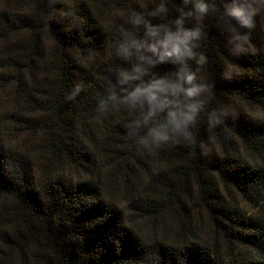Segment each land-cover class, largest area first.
<instances>
[{
  "label": "trees",
  "instance_id": "trees-1",
  "mask_svg": "<svg viewBox=\"0 0 264 264\" xmlns=\"http://www.w3.org/2000/svg\"><path fill=\"white\" fill-rule=\"evenodd\" d=\"M100 1L0 0V264H264V3Z\"/></svg>",
  "mask_w": 264,
  "mask_h": 264
},
{
  "label": "rangeland",
  "instance_id": "rangeland-1",
  "mask_svg": "<svg viewBox=\"0 0 264 264\" xmlns=\"http://www.w3.org/2000/svg\"><path fill=\"white\" fill-rule=\"evenodd\" d=\"M255 2L257 5H262L264 3V0H252ZM118 2V0H101L100 1V6L102 7L101 12H102V25L103 28H106L108 24L114 25L113 23H116V20H124L125 16L124 10L119 9L116 11V14L114 15L112 13V9L114 5ZM142 3V0H140ZM91 4H94V1L91 2ZM112 15L115 16L116 20ZM198 20V15L195 16H190L188 21L192 23V25L196 26ZM4 98V94L0 92V99ZM26 94L25 96H21L20 99V106L16 107V110L10 111L6 110L4 107L1 106V110H6L8 111L9 116H15V115H24L26 117H32L34 113L30 111L27 107V102L25 101ZM5 99V98H4ZM248 111L254 115L255 117L259 118H264V107L262 106H247ZM12 122H14V117L12 119ZM8 134H6V143L9 144L10 146L14 147H21L31 158V161L33 163L34 167V176L37 181H40L44 177V167H43V162L44 160L41 159L40 157V148L39 145L41 143V134L40 133H32L30 131H26L24 133L19 132L14 126H10L7 124L6 126Z\"/></svg>",
  "mask_w": 264,
  "mask_h": 264
}]
</instances>
